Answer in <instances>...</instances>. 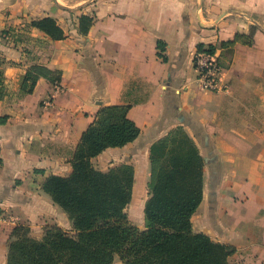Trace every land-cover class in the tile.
Wrapping results in <instances>:
<instances>
[{"label": "crops", "instance_id": "1", "mask_svg": "<svg viewBox=\"0 0 264 264\" xmlns=\"http://www.w3.org/2000/svg\"><path fill=\"white\" fill-rule=\"evenodd\" d=\"M56 2L67 10L53 0H0V264L16 225L33 238L47 225L72 230L40 184L70 174L82 132L110 105H129L140 132L91 162L103 172L132 166L131 201L141 202L136 217L127 205L130 223L144 229L150 145L179 128L203 163L192 230L232 246L227 264H264V0ZM81 14L93 19L86 35L78 32ZM43 17L55 20L63 39L29 27ZM199 45L217 49L226 91L197 88ZM33 64L60 71V82L39 78L31 94L20 95V78Z\"/></svg>", "mask_w": 264, "mask_h": 264}, {"label": "trees", "instance_id": "2", "mask_svg": "<svg viewBox=\"0 0 264 264\" xmlns=\"http://www.w3.org/2000/svg\"><path fill=\"white\" fill-rule=\"evenodd\" d=\"M77 19L78 32L86 35L92 17L81 14ZM28 25L51 40L64 37L50 17L31 20ZM241 38L237 35L222 46L230 47ZM158 47L162 49V45ZM202 50L213 49L199 45L197 51ZM39 78L57 84L61 73L31 65L20 78V95L31 94ZM2 84L0 71V96ZM128 108L100 107L80 136L70 160V174L48 175L40 184L66 214L72 234L47 225L40 238H33L28 226L16 225L7 245L6 264H113L115 257L122 264H227L235 252L232 246L192 230L191 217L202 198L203 163L181 129L149 147L143 230L132 225L126 213L133 186L132 166L122 164L103 172L92 165L91 160L105 149L123 147L139 135V128L127 117Z\"/></svg>", "mask_w": 264, "mask_h": 264}, {"label": "built area", "instance_id": "3", "mask_svg": "<svg viewBox=\"0 0 264 264\" xmlns=\"http://www.w3.org/2000/svg\"><path fill=\"white\" fill-rule=\"evenodd\" d=\"M193 70L196 73L195 83L199 90L207 92H224L225 84L220 83L223 67L217 49L211 51H196L192 60Z\"/></svg>", "mask_w": 264, "mask_h": 264}, {"label": "rangeland", "instance_id": "4", "mask_svg": "<svg viewBox=\"0 0 264 264\" xmlns=\"http://www.w3.org/2000/svg\"><path fill=\"white\" fill-rule=\"evenodd\" d=\"M59 9H61V8H59ZM149 181V180H148ZM147 184H148V182H147ZM140 193H139V195H140V197H141V191H139ZM147 193H148V188H147V186H146V192H145V194L143 195V193H142V197H144L145 195H147ZM141 202V200H135V199H133L131 202H130V205L128 206V212L130 213V216L131 217H136L137 216V213L135 212V210H133L137 205H138V203L140 204V202ZM68 233H70V234H72V230H70V231H67ZM114 264H120V260L116 257V259H115V261H114ZM122 264V263H121Z\"/></svg>", "mask_w": 264, "mask_h": 264}, {"label": "water", "instance_id": "5", "mask_svg": "<svg viewBox=\"0 0 264 264\" xmlns=\"http://www.w3.org/2000/svg\"><path fill=\"white\" fill-rule=\"evenodd\" d=\"M53 2H54L59 8H61V9H63V10H67V8H65V7L61 6L60 4H58V3L56 2V0H53Z\"/></svg>", "mask_w": 264, "mask_h": 264}]
</instances>
